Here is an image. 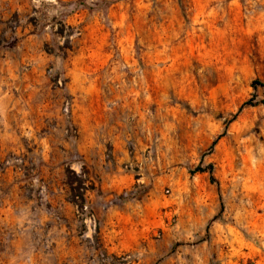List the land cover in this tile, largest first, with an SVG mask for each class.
I'll return each mask as SVG.
<instances>
[{"label": "rangeland", "instance_id": "rangeland-1", "mask_svg": "<svg viewBox=\"0 0 264 264\" xmlns=\"http://www.w3.org/2000/svg\"><path fill=\"white\" fill-rule=\"evenodd\" d=\"M262 85L264 0H0V264H264Z\"/></svg>", "mask_w": 264, "mask_h": 264}, {"label": "trees", "instance_id": "trees-1", "mask_svg": "<svg viewBox=\"0 0 264 264\" xmlns=\"http://www.w3.org/2000/svg\"><path fill=\"white\" fill-rule=\"evenodd\" d=\"M259 86V85H261V83H256V86ZM263 87H264V85H262ZM70 184L72 185V186H74V184H75V182L71 179V177H70ZM76 190V189H75Z\"/></svg>", "mask_w": 264, "mask_h": 264}]
</instances>
